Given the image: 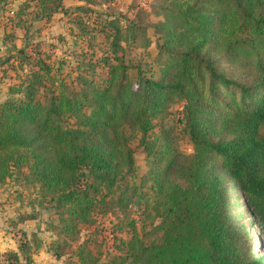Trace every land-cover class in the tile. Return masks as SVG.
Masks as SVG:
<instances>
[{
	"label": "trees",
	"instance_id": "trees-1",
	"mask_svg": "<svg viewBox=\"0 0 264 264\" xmlns=\"http://www.w3.org/2000/svg\"><path fill=\"white\" fill-rule=\"evenodd\" d=\"M22 1L47 20L63 8L62 0ZM160 11L162 20L151 24L155 41L144 35L139 45L134 20L89 9L78 23L75 37L84 44L74 63L37 46L0 64L15 74L0 102V184L22 178L48 198L60 234L80 240L74 255L60 243L54 249L65 264H264V0H167ZM156 42L159 74L138 67L132 78L128 49L149 54ZM222 61L235 76L220 70ZM177 101L190 154L170 131L154 132ZM132 139L150 164L143 176ZM237 195L260 230L261 256ZM131 208L159 221L152 242L131 219L117 224L130 231L120 241L115 225L93 232L119 242V253L96 254L92 235L78 239L99 215L118 210L127 219Z\"/></svg>",
	"mask_w": 264,
	"mask_h": 264
},
{
	"label": "rangeland",
	"instance_id": "rangeland-1",
	"mask_svg": "<svg viewBox=\"0 0 264 264\" xmlns=\"http://www.w3.org/2000/svg\"><path fill=\"white\" fill-rule=\"evenodd\" d=\"M166 1L97 0L98 5H89L84 0H62L63 8L57 11L52 19L47 20L37 15L34 5L26 8L22 0H7L0 4V64L12 54H17L19 49L25 48L26 50L28 48L27 50H30L37 46L52 54L53 59L60 60L62 58L65 66L69 62L74 63L77 52L84 44L77 41L75 37L80 31L78 23L85 22L83 18L86 19L92 15L91 12H87L89 9L93 12H101L110 19L111 16H114L115 18L127 17L134 20L136 25L140 26L139 45L144 42V35L155 41L157 36H155L151 24L162 20L160 10ZM85 13L88 16H83ZM79 17L83 18L79 19ZM89 23H92V19ZM157 52V42L151 45L149 54L147 51L141 50L140 47L134 50L128 49L127 58L132 67L130 76L135 77L138 67L145 69V73L149 68H153L159 74L158 67L153 63ZM5 66L7 67L8 64ZM219 68L225 71L228 76H235V70L227 62L222 61ZM6 74L3 67H0V102L7 97L9 85L15 81V74L12 70H8ZM183 107L184 103L177 101L166 113L157 117L154 132L159 135L163 130L170 131V138L174 139L178 150L183 154H190L193 152V146L181 121ZM131 146L135 150L138 173L143 176L150 169L146 152L138 139H132ZM235 199L240 205L237 212H242L246 216V224L250 227L254 252L261 256L263 251L259 246L261 242L260 230L252 222L244 196L237 195ZM51 206L48 198L40 193L37 185L28 184L22 178L9 179L8 182L0 184V263L26 264V256L31 253L33 255L31 264H65L66 257L58 260L53 254L59 243L61 245L58 250L74 255L80 240L68 241L60 234L58 217ZM144 210L143 208H131L127 219H124L123 214L118 210L99 215L97 224L89 225L90 227L81 226L82 233L78 235V239L83 240L86 236L92 235L89 246L96 254H99V250H103V254L119 253L117 251L119 242L116 245L112 239L107 240L104 235L100 237L99 234L94 235L93 232L99 231L100 229L95 228L99 226V228L105 229V234H108V231H111L110 227L115 225L119 230L118 240L120 241L121 238H128L130 231L126 226L121 230L117 224L122 219L125 221L131 219L135 220L134 223L145 241L152 242L160 235L156 231L159 221ZM88 229L92 230L89 231L92 232L91 234L87 231ZM27 243L29 244L27 249L23 247L26 250L25 253L19 251L20 246L27 245ZM12 251L18 253L19 261L10 258L9 252Z\"/></svg>",
	"mask_w": 264,
	"mask_h": 264
}]
</instances>
